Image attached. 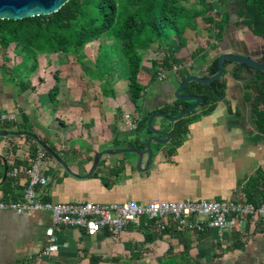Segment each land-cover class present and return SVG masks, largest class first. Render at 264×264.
Returning a JSON list of instances; mask_svg holds the SVG:
<instances>
[{"label": "crops", "instance_id": "obj_1", "mask_svg": "<svg viewBox=\"0 0 264 264\" xmlns=\"http://www.w3.org/2000/svg\"><path fill=\"white\" fill-rule=\"evenodd\" d=\"M239 33L242 27L235 35ZM91 45L88 43L75 60L59 53L39 55L34 71L29 65L16 74L4 68L17 65L21 58L7 60L0 55V115L15 116L14 121L0 123V127L17 131L15 124L31 126L74 174L54 158H45L42 175L48 179L47 185L37 187L43 200L98 204L126 200L139 204L153 200L250 202L248 197L255 198L264 189L257 178L264 172V132L256 130L251 102L245 100L251 92L228 85L226 77L224 97L211 108L195 109L187 117V131L179 141L170 138L165 144L151 143L150 162L147 155L140 158L134 152L103 154L89 174L96 153L130 147L143 150L151 134L129 130L123 114L139 120L138 110L148 112L171 104L179 86L163 92L154 89L151 98L147 93L139 109L127 90L117 92L120 89L115 87L122 79L110 85L113 95L104 96V80L90 75L97 56L90 59L87 51ZM55 84L57 92L51 101L49 91ZM251 94L253 98L255 94ZM258 109L263 110L264 105ZM152 125L169 133L172 128L160 118ZM39 147L33 138L0 136V199L7 198L3 186L13 168L19 174L11 185V197H21L27 184L24 169ZM50 225L48 211L21 215L0 211V264H164L182 253L194 264L212 258L216 264H264V218H246L240 228L218 232L181 228L173 221L158 231L141 217L128 223L116 239L104 232L87 235L83 230L62 227L55 230L57 252L40 259L37 254L48 245L45 231ZM238 243L240 248L235 247Z\"/></svg>", "mask_w": 264, "mask_h": 264}, {"label": "trees", "instance_id": "obj_2", "mask_svg": "<svg viewBox=\"0 0 264 264\" xmlns=\"http://www.w3.org/2000/svg\"><path fill=\"white\" fill-rule=\"evenodd\" d=\"M207 0H195L189 7L186 4L189 0H68L58 11L49 15H38L23 19H0V47L7 49L14 45L16 54L21 57L20 64L11 68H4L5 72L16 71L25 64L30 65V70L37 68L39 55L66 54L79 58L84 47L101 37L106 38L97 48V56L94 63V70L90 73L93 78L109 82L108 75L118 69L117 79L128 80V91L132 102H138L143 97L144 88L137 80L140 66L139 46L154 44L156 50L163 53L161 61H154L152 64L151 81L157 77V73L170 69L173 63H182L183 59L178 58L174 53H169L167 48L175 37L179 49L185 48L188 42L185 33L191 27L195 28L194 18L195 7L202 5ZM221 0H213L215 3ZM241 3L237 16H240L241 23L254 36L264 40V0H239ZM198 13L197 15H199ZM216 17H207L205 31L209 39L220 42L228 23V13L225 10L216 12ZM9 60V59H7ZM204 61L205 58L202 57ZM217 59L209 65L207 76L217 72ZM186 75L181 74L178 85ZM203 76V77H207ZM263 80L262 84L258 81ZM226 87L225 80H215L209 84L189 82L182 91V94L197 95L201 102L199 107L208 108L220 100L219 96L224 94ZM245 88L251 93H256L253 101L252 94L247 93L245 100L251 102L252 117L259 133L264 132V109L258 107L264 104V77L261 73L255 74L253 80L245 84ZM57 92V84L49 91L50 100L53 101ZM104 96L113 95L110 88H103ZM191 102L174 99L171 104H166L152 111L138 110L139 120L135 131L140 134L147 130L146 121L153 112H164L166 115L174 116L185 109ZM139 109V108H138ZM193 112V111H192ZM188 113L176 122H172L170 135L173 141L177 142L187 131V124L190 120ZM18 132H30L35 134L33 128L27 124H15ZM4 131L0 127V132ZM26 139L31 137L21 134ZM37 137V136H36ZM43 143L46 140L37 137ZM54 152L57 150L49 147ZM34 154V150H33ZM46 158H52L46 152ZM264 186V172L257 174ZM14 179L9 177L3 186L4 197L13 199ZM264 197V189L257 197H248L251 203H257ZM254 198V199H253ZM16 200V199H15ZM240 248L241 246H235ZM188 254L182 253L178 257L168 258L164 264H189Z\"/></svg>", "mask_w": 264, "mask_h": 264}, {"label": "built area", "instance_id": "obj_3", "mask_svg": "<svg viewBox=\"0 0 264 264\" xmlns=\"http://www.w3.org/2000/svg\"><path fill=\"white\" fill-rule=\"evenodd\" d=\"M180 66H171L173 71H179ZM164 72H158L157 78L162 80ZM123 122L129 130H135L137 119L130 113L122 116ZM12 114H1L0 123L14 121ZM46 158V151L39 147L34 159L24 169L27 184L19 199H0V211L10 210L16 214H26L36 211H48L51 214V225L46 229L48 245L37 257L49 258L58 250L55 237L57 228H75L83 230L87 235L104 232L116 239L128 223H134L145 217L158 230H165L169 221H173L181 228L202 231L204 228L218 232L240 228L246 218H264V197L257 203L247 201H179L161 202L153 200L146 204H139L132 200L120 203L98 204L88 201L76 203H51L42 199L37 187L47 185L48 179L42 175V163ZM19 171L13 168L10 177L16 180Z\"/></svg>", "mask_w": 264, "mask_h": 264}, {"label": "rangeland", "instance_id": "obj_4", "mask_svg": "<svg viewBox=\"0 0 264 264\" xmlns=\"http://www.w3.org/2000/svg\"><path fill=\"white\" fill-rule=\"evenodd\" d=\"M195 0H189V2L186 4V7H189L190 4ZM241 3L239 0H221L220 3H215L213 0H207L204 4L199 5L193 9H195L196 16L194 18V24L196 25L195 28L191 27V29H188L185 33V36L188 39L187 45L185 48L179 49L177 46V40L174 37L169 47L167 48L169 53H174V55L178 58H182V63H173L171 66L178 67L180 66L179 71H173L171 69H165L164 70V78L162 80H159L157 77L154 81H151V75H152V64L154 61L159 62L161 61L163 57V53L161 51L156 50L154 44H147L144 46L138 47V52L140 54V66L139 71L137 74V80L139 84L143 88H147V92H143V97L138 100V102H135L137 107H141L140 103L144 104L146 101L143 100L146 96L151 98L153 90H157V92H163L168 87H177L179 77L181 74L185 75H198L203 76L207 73L209 65L211 64L213 58L218 55L220 50L224 47H221L220 42L214 41L212 39H209L207 36V33L205 31V22L204 20L207 17H216V12H219L220 10H227L230 13L231 18H233L232 21H230L229 29L227 37L229 39H233L236 37V39L240 40L242 39L244 42H246V45L248 48H255L257 46L264 48V41L258 38H252L250 36L249 30L242 25L240 16H237V12L240 10ZM200 13L199 15H197ZM242 27V33H239V35H235V32L238 28ZM106 42L105 37H101L98 40L90 42L91 48L87 51L90 59L92 60L97 53L98 46L102 43ZM84 50V49H83ZM82 53V52H81ZM0 55H4V59H15L17 56L18 58H21L19 55L16 54V50L13 44H11L7 49H2L0 47ZM202 57L205 58V60H202ZM73 58L72 60H75V56H71ZM90 60V61H91ZM21 62V61H20ZM20 62L18 64H20ZM75 62V61H74ZM10 64V63H9ZM93 62L91 61L89 63V67L92 68ZM29 65L25 64L21 68H19L16 71H13V74L18 73L22 69H26ZM161 72V71H160ZM119 70L114 69L109 75L108 80L109 82H102L101 86H104L105 88L109 87L112 84L119 81L118 78ZM121 80V79H120ZM123 81H119L120 84L116 85L115 88H119L120 90H117V92H128V80L122 79ZM125 80V81H124ZM227 84L230 86H236L239 87V84H235L230 81L229 77H226ZM225 80V82H226ZM113 82V83H112ZM157 94V93H155ZM235 96V95H234ZM139 112V111H138ZM159 118H154V121ZM160 120L166 122L164 119ZM210 260H203V261H196L195 264H216V261ZM216 262V263H215ZM194 264V263H189ZM220 264V263H218ZM225 264V263H223Z\"/></svg>", "mask_w": 264, "mask_h": 264}, {"label": "water", "instance_id": "obj_5", "mask_svg": "<svg viewBox=\"0 0 264 264\" xmlns=\"http://www.w3.org/2000/svg\"><path fill=\"white\" fill-rule=\"evenodd\" d=\"M68 0H0V19H23L27 17H33L38 15H49L56 11H58ZM261 38V37H260ZM262 39V38H261ZM263 40V39H262ZM228 60L232 63H243L250 67H252L255 70H264V63L260 64L256 62L254 59L242 55V54H230V53H222L218 56L217 59V66L218 70L215 74L202 77L198 75H186L182 82L179 84V86L174 90L173 96L174 99L185 101V102H193L185 109L181 110L174 116L166 115L164 112H153L151 113L146 121L147 130L151 135L146 138L144 142V149L140 150L135 147L130 148H122L117 149L115 151L112 150H104L102 152L96 153L91 169L89 171V174H91L94 169L96 168V165L98 163L99 158L103 154H118V153H126V152H134L139 155L141 158L143 155H147V160L150 162L152 157V151H151V143L156 142L158 144H165L167 143L171 135L168 131L159 130L153 127L152 121L154 118H163L166 121L172 123L176 122L183 116L187 115L188 113L194 111L197 109L200 105L201 99L197 95H190V94H182L183 89L185 86L193 81L199 84H209L212 81L220 80L223 77V71H224V61ZM224 94L220 95L219 98H223ZM21 134H24L26 136H29L33 138L38 145L45 150L52 158H54L57 162H59L62 167L71 175H74L72 172L69 171L66 164L62 161V159L59 157L58 154H56L53 150H51L45 143L40 141L34 134L30 132H18V131H2L0 132V136H19ZM164 138H161V137Z\"/></svg>", "mask_w": 264, "mask_h": 264}, {"label": "flooded vegetation", "instance_id": "obj_6", "mask_svg": "<svg viewBox=\"0 0 264 264\" xmlns=\"http://www.w3.org/2000/svg\"><path fill=\"white\" fill-rule=\"evenodd\" d=\"M225 11L228 13L229 17H228V23H227V26L225 28L222 40L220 41L221 47H224V48H222L220 50L218 55H216L213 58V60L218 59V56L222 53H230V54H242V55H245V56H248V57L254 59L256 62H258L260 64H263L264 63V48L263 47L257 46L255 48H248V46L246 45V42H244L242 39L238 40V39H236V37L233 39H229V37H227L229 25L231 24L230 21H232L233 18H231L229 11H227V10H225ZM250 36L252 38L261 39L258 36L252 35L251 32H250ZM257 73H261L262 76L264 77V70H255L246 64L232 63L228 60H225L224 61L223 77L221 79L225 80V77H229L231 82H233L235 84L236 83L239 84L238 88L245 91V90H248L245 88V84L251 82L253 80L255 74H257ZM203 76H207V73ZM258 83L262 84L263 80H259ZM255 96H256V93H255ZM253 99H254V97L251 99V101H253ZM192 103L193 102H191V104ZM262 105H264V104H262Z\"/></svg>", "mask_w": 264, "mask_h": 264}]
</instances>
